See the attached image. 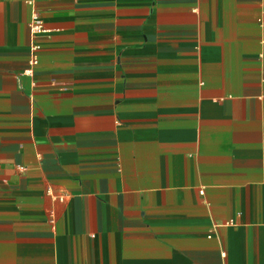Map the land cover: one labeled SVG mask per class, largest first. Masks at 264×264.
Wrapping results in <instances>:
<instances>
[{"label": "crops", "instance_id": "0c3cea01", "mask_svg": "<svg viewBox=\"0 0 264 264\" xmlns=\"http://www.w3.org/2000/svg\"><path fill=\"white\" fill-rule=\"evenodd\" d=\"M0 264H264V0H0Z\"/></svg>", "mask_w": 264, "mask_h": 264}, {"label": "built area", "instance_id": "2783aa9c", "mask_svg": "<svg viewBox=\"0 0 264 264\" xmlns=\"http://www.w3.org/2000/svg\"><path fill=\"white\" fill-rule=\"evenodd\" d=\"M31 29L33 31V33L35 34H40L41 32L44 31V25L41 21H37L35 20L32 24H31ZM40 49V45L38 43H35L32 47V58L30 61V66L25 69V74L27 75H32L33 74V67L38 63V55H37V50Z\"/></svg>", "mask_w": 264, "mask_h": 264}]
</instances>
